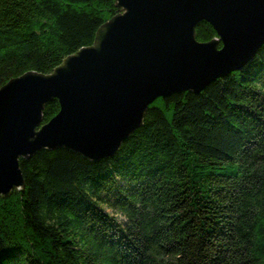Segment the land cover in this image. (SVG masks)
Listing matches in <instances>:
<instances>
[{
    "label": "trees",
    "instance_id": "16d2710c",
    "mask_svg": "<svg viewBox=\"0 0 264 264\" xmlns=\"http://www.w3.org/2000/svg\"><path fill=\"white\" fill-rule=\"evenodd\" d=\"M119 11L0 0V87L53 72ZM215 37L198 23V41ZM59 110L47 102L43 123ZM19 163L24 187L0 194V264H264V43L200 91L155 99L112 156L42 149Z\"/></svg>",
    "mask_w": 264,
    "mask_h": 264
},
{
    "label": "water",
    "instance_id": "95a60500",
    "mask_svg": "<svg viewBox=\"0 0 264 264\" xmlns=\"http://www.w3.org/2000/svg\"><path fill=\"white\" fill-rule=\"evenodd\" d=\"M120 11L94 43L53 72L27 71L0 87V194L25 182L21 157L65 148L112 156L143 123L150 103L200 91L241 68L264 43V0H115ZM217 37L200 42V21ZM222 44V46H221ZM59 112L43 123L47 102Z\"/></svg>",
    "mask_w": 264,
    "mask_h": 264
}]
</instances>
